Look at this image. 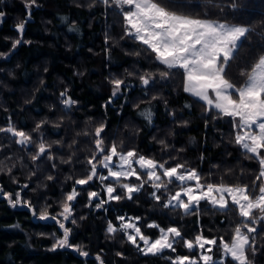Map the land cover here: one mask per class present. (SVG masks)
Here are the masks:
<instances>
[{
  "label": "trees",
  "instance_id": "1",
  "mask_svg": "<svg viewBox=\"0 0 264 264\" xmlns=\"http://www.w3.org/2000/svg\"><path fill=\"white\" fill-rule=\"evenodd\" d=\"M171 2L177 11L245 24L251 29L226 70V76L240 85L244 79L240 72L264 54V0ZM27 3L0 0V12L4 13L0 17V53L4 54L0 55V128L11 123L33 138L32 144L20 145L11 134L0 132V189L12 193L13 199L19 192L37 215L45 208L57 215L65 194L75 187L80 195L72 202L69 242L89 255L81 256L70 248L51 250L56 238L62 236L59 224L40 220L28 207H12L0 195V264H101L97 256L103 264H171L168 257L193 255L194 251L177 243L176 252L144 256L123 232L107 233L109 221L119 226L118 216L141 217L140 227L154 238L158 229L146 227L152 222L179 228L185 239H194L202 232L218 241L220 237L229 240L240 222L234 210L222 212L201 202L196 216L163 207L181 186L175 180L167 190L157 192L159 202L153 199L155 190L148 182L132 200H111L96 208L98 201L93 198L89 205L90 191L98 192L101 201L107 200L103 184L98 178L87 185L74 181L85 177L90 169L86 161L97 151L94 129L100 124H105L101 136L106 150L115 143L119 151L134 149L157 161H168L166 167L184 164L186 169L195 168L203 183L251 185L259 165L247 159L234 143L231 118L214 119V109L205 112L202 101L183 91L182 74L173 70L168 79H161L164 66L124 36L123 17L111 0L110 6L103 0H36L31 7ZM22 21H26L22 42L13 49V41L21 39L16 25ZM136 51L141 55L131 54ZM145 73L154 77L148 86L139 79ZM113 79L125 82L114 97ZM65 90L78 102L71 109L61 103L64 97L60 94ZM149 110L151 122L142 115ZM41 121L47 123L39 132L33 131ZM41 139L52 145L50 153L33 161ZM69 157L71 162H67ZM99 159L102 154L97 155ZM49 175L54 179L48 180ZM163 180L167 182V178ZM116 194L123 195V189L117 187ZM256 228L257 232L250 234L256 237V252L250 251L249 258L253 264H264V221ZM225 264L234 262L227 258Z\"/></svg>",
  "mask_w": 264,
  "mask_h": 264
},
{
  "label": "snow or ice",
  "instance_id": "2",
  "mask_svg": "<svg viewBox=\"0 0 264 264\" xmlns=\"http://www.w3.org/2000/svg\"><path fill=\"white\" fill-rule=\"evenodd\" d=\"M35 3L36 0H28L26 6L31 7ZM103 3L110 6V0H103ZM111 4L120 10L123 17L124 36L137 42L141 46V51L146 52L155 62L164 66L165 70L159 73L161 79H168L174 74L173 70H176L182 74L183 91L202 101L205 112L214 109L217 113L213 117L214 119L231 118L235 132L234 143L242 149L247 159L258 162L259 171L251 185L224 182L203 183L201 174L195 168L186 169L184 164L178 163L175 166L166 167L168 161L160 162L140 155L134 149L126 152L119 151L115 143H112L106 150L104 139L101 136L105 130V124H100L94 129V144L97 151L86 161L90 169L85 177L75 179L74 183L87 185L94 178H98L102 182L110 179L114 181L115 183L105 186L108 200H102L95 205L96 208H101L111 200L120 201L125 198L132 200L133 194L140 192L148 182H151V186L155 190L151 193L153 199L159 202L161 196L157 195V192L161 189L167 190L168 185L172 184L174 180L178 181L181 185L179 190L170 196L163 207L178 208L185 215L196 216H199L201 202L222 212L234 210L240 218V222L232 229L229 240L220 237L218 244L216 237L208 238L202 232L195 235L194 239H185L179 228L175 226L164 228L152 222L146 227L158 229L159 233L153 239L145 235L141 227L134 222L140 221L141 217L139 216L129 217L127 222H125L124 216H118L116 219L120 221L119 227L109 221L107 233L123 232L127 241L144 256H158L165 250L176 252L175 245L177 243H182V246L189 252L199 251L198 257L195 255L168 257L171 264H200L201 261L203 264H225L226 258H230L234 264H253L249 258V252L251 251L253 254L256 252V237L250 234L257 232L254 225L259 221H264V54H260L248 70L240 72V76L244 78L240 85L233 83L226 76L230 62L235 59L242 40L247 37L251 29L243 25L204 19L177 11V5L173 4L171 0L168 3H165L164 0H111ZM3 15L4 13L0 12V17ZM25 23L26 21H22L16 25L21 39L13 41V49L22 42ZM24 43L30 42L24 41ZM141 51L131 54L140 56ZM0 55L4 54L0 53ZM139 79L142 85L148 86L154 77L152 73H145ZM110 83L113 85L112 96L114 97L121 91V86L125 82L122 79H113ZM60 95L64 97L61 103L65 109H71L78 103L67 95V90L61 92ZM186 107H190V105H186ZM142 115L151 122L152 113L150 110ZM44 123L47 121L38 123L33 131L39 132ZM0 132L11 134L16 138L17 144L29 145L33 143V138L29 133L16 128L11 123L6 128H0ZM87 134L85 133V135ZM53 143L60 144L61 141ZM160 143L164 144V141H160ZM36 146L38 151L36 155L32 156L33 161L50 153L52 147L43 139ZM98 154H102V159L97 161ZM47 158L52 160L53 156L48 154ZM114 158H118V163L114 161ZM67 162H71V157ZM98 165L107 169V175H98ZM135 166H138L139 170H143V173ZM158 169L162 171H158ZM10 171L11 169H9ZM132 177H135L140 183L122 182ZM163 178H167L166 183ZM47 179L52 180L54 177L49 175ZM188 182H194V184ZM24 187L27 188L28 185H24ZM117 187L123 189V195L115 194ZM0 195L12 207L18 205L28 207L32 210L33 216L37 215L31 202L23 200L19 192L15 193V199H13L12 193L3 192L2 189H0ZM79 195L80 193L75 187L65 194L61 205L62 211L58 213V216L63 217L64 221L72 217V202ZM98 196V192H88L89 205L93 198ZM182 197H186V199ZM38 218L40 220L49 218L57 220V216H50L47 208L39 212ZM57 222L63 230V235L56 238L51 250L74 247L69 243L71 229L65 227L63 222L59 220ZM71 222L76 223L75 219H72ZM13 227H18V225ZM141 242L143 246H141ZM214 248L220 253L218 261L211 254ZM77 250L81 256L89 255L88 252L80 250L78 247ZM117 255L120 256L122 253H117ZM96 259L103 264L100 256H97Z\"/></svg>",
  "mask_w": 264,
  "mask_h": 264
},
{
  "label": "rangeland",
  "instance_id": "3",
  "mask_svg": "<svg viewBox=\"0 0 264 264\" xmlns=\"http://www.w3.org/2000/svg\"><path fill=\"white\" fill-rule=\"evenodd\" d=\"M204 19H208V18H204ZM211 20H215V19H211ZM218 21H220V22H227V21H223V20H218ZM227 23H229V24H238V25H243V26H246V27H248L247 25H245V24H239V23H230V22H227ZM114 161H116L117 163H118V158H114ZM135 167H137V169L139 170V168H138V166H135ZM139 171H141V172H143V170H139ZM158 171H162V170H159L158 169ZM98 175H107V169H104V168H102V167H100L99 165H98ZM102 184H103V189L105 190V186L107 185V184H109V183H114V181H112L111 179L110 180H107V181H100ZM122 182H127V183H132V184H139L140 183V181L139 182H137V180H136V178L135 177H132V178H130L129 180H127V181H122ZM188 183H190V184H194V182H188ZM106 192V191H105ZM116 194V193H115ZM106 195H107V193H106ZM97 199V203H100L101 202V200L99 199V196L98 197H96ZM182 198H184V199H186V197H182ZM107 200H108V197H107ZM109 202V201H108ZM107 202V203H108ZM106 205V203L103 205V206H105ZM18 207H24V206H20V205H18ZM62 211V210H61ZM60 211V212H61ZM59 212V213H60ZM50 216H57V220H59V221H61V222H63L64 224H65V227H67L68 228V226H67V224H68V221H70V219L69 220H67V221H64L63 220V217H60V216H58V214L57 215H53V214H50ZM37 218H38V215L36 216ZM125 217V222H127V220H128V218L129 217H135V216H124ZM57 220H53V219H51V218H49V219H47V220H43V221H55V222H57ZM140 221H141V219H140ZM140 221H134L135 223H137V225L140 227ZM58 223V222H57ZM59 224V223H58ZM114 224V223H113ZM119 224H120V221H119ZM115 225V224H114ZM255 227H256V225H254ZM119 227V226H118ZM61 229V228H60ZM142 229V228H141ZM61 231H62V235H63V230L61 229ZM143 231V230H142ZM246 231V230H245ZM144 232V231H143ZM144 234L145 235H148V236H150V237H152L150 234H148V233H145L144 232ZM62 237V236H61ZM153 239H155L154 237H152ZM217 242H218V244H219V241L217 240ZM70 243V242H69ZM141 246H143L142 245V242H141ZM66 248H70V249H73V250H75V251H78L77 250V247L76 246H74V247H66ZM165 251H170V250H165ZM79 252V251H78ZM213 256H214V259H216L217 261L220 259V253H219V251H217V249L216 248H214L213 249V253H211ZM197 256L198 257V255H199V251L198 250H194V253H193V255H189V256ZM227 259V258H226Z\"/></svg>",
  "mask_w": 264,
  "mask_h": 264
}]
</instances>
